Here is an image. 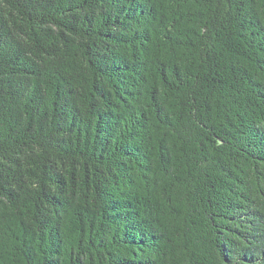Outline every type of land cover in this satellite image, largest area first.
Instances as JSON below:
<instances>
[{"label":"trees","instance_id":"obj_1","mask_svg":"<svg viewBox=\"0 0 264 264\" xmlns=\"http://www.w3.org/2000/svg\"><path fill=\"white\" fill-rule=\"evenodd\" d=\"M0 264H264V0H0Z\"/></svg>","mask_w":264,"mask_h":264}]
</instances>
